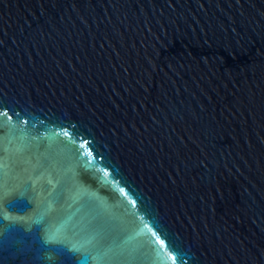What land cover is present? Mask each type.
<instances>
[{
  "label": "water",
  "instance_id": "1",
  "mask_svg": "<svg viewBox=\"0 0 264 264\" xmlns=\"http://www.w3.org/2000/svg\"><path fill=\"white\" fill-rule=\"evenodd\" d=\"M0 264H264V0H0Z\"/></svg>",
  "mask_w": 264,
  "mask_h": 264
}]
</instances>
